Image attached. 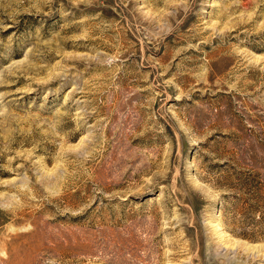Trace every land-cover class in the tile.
Listing matches in <instances>:
<instances>
[{"label": "rangeland", "instance_id": "1", "mask_svg": "<svg viewBox=\"0 0 264 264\" xmlns=\"http://www.w3.org/2000/svg\"><path fill=\"white\" fill-rule=\"evenodd\" d=\"M0 264H264V0H0Z\"/></svg>", "mask_w": 264, "mask_h": 264}]
</instances>
